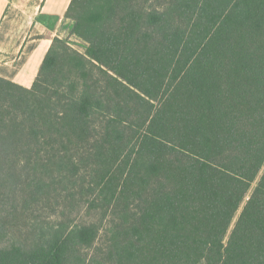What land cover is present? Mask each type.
Listing matches in <instances>:
<instances>
[{"label": "trees", "instance_id": "16d2710c", "mask_svg": "<svg viewBox=\"0 0 264 264\" xmlns=\"http://www.w3.org/2000/svg\"><path fill=\"white\" fill-rule=\"evenodd\" d=\"M65 17L86 54L54 37L30 88L0 76V264H264V173L225 244L264 167V0Z\"/></svg>", "mask_w": 264, "mask_h": 264}, {"label": "crops", "instance_id": "0c3cea01", "mask_svg": "<svg viewBox=\"0 0 264 264\" xmlns=\"http://www.w3.org/2000/svg\"><path fill=\"white\" fill-rule=\"evenodd\" d=\"M28 1L0 0V76L26 88L35 82L52 39L61 36L36 22L39 5L29 15ZM57 1L49 0L46 8Z\"/></svg>", "mask_w": 264, "mask_h": 264}, {"label": "rangeland", "instance_id": "374dc122", "mask_svg": "<svg viewBox=\"0 0 264 264\" xmlns=\"http://www.w3.org/2000/svg\"><path fill=\"white\" fill-rule=\"evenodd\" d=\"M48 2L49 0H29L28 7H30V9H27L29 15L33 16L34 8L32 7L34 5H39L38 15L35 16L36 22L37 23L41 22V24H43V26L46 27L47 30H49V28H52L54 31H58V34L61 35L60 37L62 39L67 40L69 44L72 45L74 48H76L83 54H86V51L91 42L90 38L87 35H85L83 32L74 31V22L65 17L66 10L71 0H58L53 7L46 8ZM84 62H85L84 66H81L77 69L79 72L90 63V60L87 56H85ZM263 173H264V167L262 168L258 177L252 182L249 192L246 198L244 199L239 211L237 212L233 220L232 226L230 227L228 233L226 234L225 237L226 246L232 245L234 243V238L232 235L234 224L239 218L244 206L255 198L258 190V183ZM86 220L87 218L85 216V213L82 211V213H80L79 216L77 217L76 222L80 223Z\"/></svg>", "mask_w": 264, "mask_h": 264}]
</instances>
